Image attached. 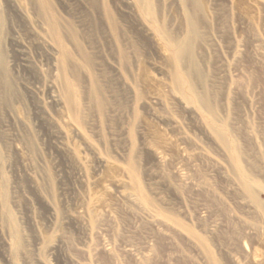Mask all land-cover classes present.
<instances>
[{"label":"rangeland","instance_id":"obj_1","mask_svg":"<svg viewBox=\"0 0 264 264\" xmlns=\"http://www.w3.org/2000/svg\"><path fill=\"white\" fill-rule=\"evenodd\" d=\"M0 57V264H264V0H0Z\"/></svg>","mask_w":264,"mask_h":264},{"label":"bare ground","instance_id":"obj_2","mask_svg":"<svg viewBox=\"0 0 264 264\" xmlns=\"http://www.w3.org/2000/svg\"><path fill=\"white\" fill-rule=\"evenodd\" d=\"M192 27H193L192 26V23L190 22L189 32L193 30ZM196 35H197V32H196ZM192 36H193V34H192ZM192 39H190V41H192ZM190 41L185 37V39H182V40L171 41V42L170 41H167V45L169 47H172V49H174V60H175V62L177 64L183 66L184 65V63H183L184 62L183 61L184 59L185 60L188 59V61L190 60V62L193 63L192 67H189L190 70H185L182 73L177 72L175 74V76H174V82L177 83L178 85H181L183 88H185V90H188L190 93H194V89H195L194 86H196L195 85V82L197 80L195 82L192 81V79H191V73L193 72L194 69L196 70V68H198V67H196L195 66V63L193 62L194 58H193V55H192V53L190 51L191 48L190 49H187V48L190 47V44H191ZM119 54H120V57L123 58V59H125L126 56H127V54H128L126 52L125 47L123 45H121L119 47ZM181 68L183 69L184 67H181ZM0 69L4 71V75L6 76L7 73H6L5 63H4V60L2 59V57H0ZM7 78H8V74H7ZM68 88L69 87L67 86L66 89L69 91ZM211 111L213 112V111H215V109H211ZM214 120H216V119H214ZM227 124H228V121H227ZM227 124H226L225 121H223V126L220 127L221 129H219L218 134H219V136L222 137L223 134L225 133V130H228L231 133V142L230 143L227 142V141H225L224 138L223 139L221 138V139L223 140V144L225 145V148L229 152L228 153V157H229L230 165H231V167L233 169V172L232 173L234 175V178L236 180V183H237L238 188L242 192L241 200L243 199L244 202L245 201L248 202V203L250 202L252 204V207L255 208L256 211L264 218V200L260 199V197H259V193H260L261 190H264V187H260V188H263L260 191H259V189L254 188V184H255V180H256L255 175H254L255 173L253 174L250 171L251 169H249L246 166V162L243 160V151L241 150V147L243 148V146L242 145H240L241 147L239 146L240 143H238V141H237V136L234 134L235 133L234 132V129H232L233 130V132H232V130L229 128L230 126H233V125H231L229 123L230 126H227ZM232 128H234V127H232ZM263 145H264V143H263ZM246 147H247V145H246ZM261 150L263 152L262 157L264 159V151H263V149H261ZM248 151L249 150L247 149V152ZM157 159H158L159 162H162L164 160V157L161 156V155H158L157 156ZM244 159H246V158H244ZM250 165H252V164H250ZM252 167H253V165H252ZM257 176L259 177V175H257ZM6 197H7L6 193H4V194L2 193V206L3 207H4V200L6 199ZM248 203H247V205H248ZM8 219H9V221L12 224L11 225L12 226V232H13L15 238L17 239V241H19V239L21 238V235H20L19 228H18L16 222H15L14 218L11 215H9ZM13 254L14 255L17 254V248H13Z\"/></svg>","mask_w":264,"mask_h":264}]
</instances>
